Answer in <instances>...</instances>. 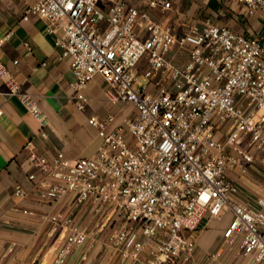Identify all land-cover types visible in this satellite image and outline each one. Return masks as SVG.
Here are the masks:
<instances>
[{
  "label": "built area",
  "instance_id": "built-area-1",
  "mask_svg": "<svg viewBox=\"0 0 264 264\" xmlns=\"http://www.w3.org/2000/svg\"><path fill=\"white\" fill-rule=\"evenodd\" d=\"M145 1L160 13L173 10L167 0ZM234 1L264 27V0ZM25 16L49 22L73 71L80 111L96 76L105 81L110 100L137 110L110 132L105 128L113 117L89 120L101 146L74 163L61 153L39 156L29 141L30 162L55 180L40 184L43 198L57 202L71 193L78 204L90 200L109 208L123 222L109 238L123 262L225 264L231 254L232 264H264V190L253 204L243 203L231 178L238 169L245 176L256 158L264 166V36L237 34L210 19L181 23L184 32L177 34L128 0H37ZM138 22L146 29L143 38ZM178 52L186 53L184 64L174 61ZM0 78L9 95L46 125L1 62ZM15 194L25 195L20 188ZM228 212L233 220L222 245L200 259L193 234L206 217ZM51 221L71 227L53 262L65 264L72 249L94 234L69 218Z\"/></svg>",
  "mask_w": 264,
  "mask_h": 264
},
{
  "label": "crops",
  "instance_id": "crops-1",
  "mask_svg": "<svg viewBox=\"0 0 264 264\" xmlns=\"http://www.w3.org/2000/svg\"><path fill=\"white\" fill-rule=\"evenodd\" d=\"M167 1L173 5V10L167 13L149 9L145 0H128V3L177 34L184 32L181 23L189 25L210 19L237 34L264 36L259 20L247 17L244 7L234 0H216V9L209 7L210 0ZM36 2L0 0V62L46 120V125H42L32 116L17 96L9 95L7 83L0 78V264H53L71 229L54 224L53 216L69 218L75 228L94 234L72 249L65 264H138L123 262L111 245L110 235L123 222L109 208H100L90 200L78 204L71 193L57 202L42 196L40 184L55 180L32 165L30 151L25 148L29 141L39 156L51 159L61 153L74 163L94 156L101 146L99 130L89 120L104 122L113 117V122L105 128L110 132L135 116L137 110L132 104L110 100L101 76H96L85 91L89 99L87 108L84 111L77 108L75 77L69 62L61 58L55 46L49 22L37 16H25L27 6ZM101 8L105 10V4ZM136 31L141 38L146 36L143 23L138 22ZM186 59L185 52L174 55L178 64H184ZM127 138L132 141L128 134ZM31 175L35 179H30ZM245 176L238 169L231 178L239 200L253 204L264 190V166L257 158ZM16 188L25 195L16 196ZM232 220L231 212L219 219L203 220L193 234L200 259L222 245L223 234ZM224 257L225 264H232L231 254Z\"/></svg>",
  "mask_w": 264,
  "mask_h": 264
},
{
  "label": "trees",
  "instance_id": "trees-1",
  "mask_svg": "<svg viewBox=\"0 0 264 264\" xmlns=\"http://www.w3.org/2000/svg\"><path fill=\"white\" fill-rule=\"evenodd\" d=\"M209 7L212 9H216L217 8L216 0H210Z\"/></svg>",
  "mask_w": 264,
  "mask_h": 264
},
{
  "label": "rangeland",
  "instance_id": "rangeland-1",
  "mask_svg": "<svg viewBox=\"0 0 264 264\" xmlns=\"http://www.w3.org/2000/svg\"><path fill=\"white\" fill-rule=\"evenodd\" d=\"M248 176V175H247ZM246 177V176H245Z\"/></svg>",
  "mask_w": 264,
  "mask_h": 264
}]
</instances>
